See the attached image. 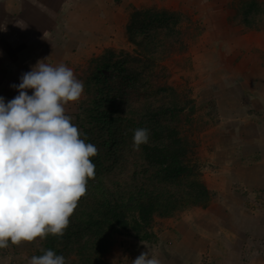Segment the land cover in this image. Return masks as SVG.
Wrapping results in <instances>:
<instances>
[{
	"label": "rangeland",
	"instance_id": "rangeland-1",
	"mask_svg": "<svg viewBox=\"0 0 264 264\" xmlns=\"http://www.w3.org/2000/svg\"><path fill=\"white\" fill-rule=\"evenodd\" d=\"M83 1L93 2L94 20L102 19L104 26L95 36L85 35L81 28L73 32L71 23L62 26L59 16L44 36L37 35L38 40L30 36L20 43L16 36L0 33L8 41L0 48V96L6 102L18 95L10 85L19 84L20 76L38 60L52 66L63 63L81 80L79 72L105 48L136 53L126 32L135 10L180 11L190 19L184 18L182 25L189 23L191 31L197 28L198 32L184 39V51L157 59L156 71L167 93L193 100L191 121L183 122L181 129L196 144L200 178L210 192L206 207L190 205L167 217L155 215L152 242L127 233L116 235L101 264H131L145 251L160 264H264V0H229L224 5L233 13L228 21L242 27L231 34V45L237 46L239 36L243 37L239 43L253 40L247 37V29L257 33L258 42L249 50L242 49L244 42L240 49L221 45L219 51L217 42L210 48L209 28L214 21L203 14L210 9L205 2L200 4L203 0ZM251 3L257 18L255 25L245 26L237 16L241 6ZM51 11L37 13L38 21ZM84 97L83 91L79 100ZM76 105L77 101L69 102L65 112L74 111ZM41 245L37 238L0 249V264H27Z\"/></svg>",
	"mask_w": 264,
	"mask_h": 264
},
{
	"label": "trees",
	"instance_id": "trees-1",
	"mask_svg": "<svg viewBox=\"0 0 264 264\" xmlns=\"http://www.w3.org/2000/svg\"><path fill=\"white\" fill-rule=\"evenodd\" d=\"M254 6L239 10L237 19L245 26L255 25ZM184 18L190 20L180 11L135 10L126 32L136 53L105 48L78 74L85 97L66 114L98 155L90 157L95 176L88 180L64 235L42 240L41 248L63 255L65 264H101L116 235L152 242L155 215L167 217L190 205L209 204L196 144L181 129L191 121L193 100L167 93L156 71L157 59L184 51V39L198 32L189 23L183 26ZM137 128H147L150 135L147 144L134 150ZM40 249L36 256L43 254Z\"/></svg>",
	"mask_w": 264,
	"mask_h": 264
},
{
	"label": "clouds",
	"instance_id": "clouds-1",
	"mask_svg": "<svg viewBox=\"0 0 264 264\" xmlns=\"http://www.w3.org/2000/svg\"><path fill=\"white\" fill-rule=\"evenodd\" d=\"M10 87L18 95L7 102L0 96V249L48 235L62 237L95 176L90 157L98 155L65 112V105L78 101L84 91L70 67L38 60ZM149 135L147 128L135 129L133 149L147 144ZM40 251L27 264H65L63 255ZM131 264L160 261L145 251Z\"/></svg>",
	"mask_w": 264,
	"mask_h": 264
},
{
	"label": "crops",
	"instance_id": "crops-1",
	"mask_svg": "<svg viewBox=\"0 0 264 264\" xmlns=\"http://www.w3.org/2000/svg\"><path fill=\"white\" fill-rule=\"evenodd\" d=\"M80 1L83 0H0V33L4 32L9 36H16L15 41L20 43H24L26 38L30 36L33 37L32 40H38L37 35L44 36L46 30L54 27L56 19L59 16L58 19L62 26L71 23L74 29L73 32L81 28L82 33L85 35L95 36V31L100 28L101 25L104 26L102 19L94 20L92 17V12H94L93 9L95 8L93 7L92 1H83L81 4ZM204 2L206 5H210V9L208 8L209 10H205L206 12H203V14L207 15L210 21H214L209 28L212 36L210 39V42H212L210 48L217 42L218 47H216V51L221 50V48H228V50H230L231 47L235 46L231 45L233 40L231 34L236 30L235 28L239 27L241 29L242 27L236 26L234 23L228 21V16L232 12L228 10L227 12L225 6L228 4L229 0H203L200 4L203 5ZM43 9H50V11H53L48 14L45 13L43 18L41 17L43 21L40 22L37 17L38 14H41ZM100 15L102 16L104 14H99V16ZM92 18L94 22H92ZM11 20L13 22L9 25L8 21ZM17 23L21 26H27L21 28ZM246 34L247 37H252L253 40L258 36L256 32H252L250 29L246 30ZM89 38L93 37L90 36ZM240 38L242 39L243 37H238L235 49H240V46L246 42V46H242V49L249 50L258 42V40H244V42L239 43ZM219 40H221L222 43H220ZM6 42L8 41L0 37V48L6 45ZM52 43L54 44L55 42ZM221 45H223V47ZM219 46H221V48Z\"/></svg>",
	"mask_w": 264,
	"mask_h": 264
}]
</instances>
